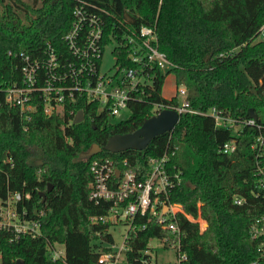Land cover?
<instances>
[{"label":"trees","instance_id":"trees-1","mask_svg":"<svg viewBox=\"0 0 264 264\" xmlns=\"http://www.w3.org/2000/svg\"><path fill=\"white\" fill-rule=\"evenodd\" d=\"M79 1L33 0L30 5L23 0H0V200L21 192L19 211H44L39 217L42 234L37 238L0 230L1 264H16L18 259L24 264H98L100 248L114 239L110 222L91 219L108 214L112 202L90 199L92 160L110 158L116 168L131 169L144 179L150 162L164 154L169 156L166 168L172 181L169 201L183 207L177 223L182 251L188 256L185 264H252L256 260L264 264V183L260 181L264 174L258 172L264 168V154L253 147L257 137H264L261 30H252L240 45L221 25L208 21L196 0H84L126 18L128 29L155 25L159 47L173 67L154 69L151 84L139 94L142 99L131 101L127 118L105 113L91 116L96 108L86 106L80 123L71 121L67 113L48 116L41 108L26 120L4 93L12 82L21 81L23 61L18 53L25 50L38 57L47 43L65 51L63 36L72 26ZM116 52L124 65L133 66L125 51ZM170 73L176 85L186 86L192 108L216 107L242 122L253 118L255 123L226 128L216 126L210 115L183 112L172 131L156 136L143 150L103 148L82 156L93 144L105 146L114 134L137 130L156 113V105L178 104L177 97L163 95ZM232 138L237 141L236 150L223 153L222 146ZM236 198L242 203H236ZM200 218L207 222L206 228L202 229ZM155 236L173 237V233L163 223L148 222L132 236L129 261L145 264L140 257ZM57 243L64 246L65 256L54 260L49 245Z\"/></svg>","mask_w":264,"mask_h":264},{"label":"built area","instance_id":"built-area-1","mask_svg":"<svg viewBox=\"0 0 264 264\" xmlns=\"http://www.w3.org/2000/svg\"><path fill=\"white\" fill-rule=\"evenodd\" d=\"M127 25L126 18H118L107 7L80 0L73 9L72 26L63 36L65 51L50 43L46 44L38 57L25 50L19 51L23 61L20 67L22 78L4 88L6 101L18 108L26 120L41 108L48 116L67 113L73 122L76 114L83 111L84 121L86 106L96 108L91 116L105 113L111 118H124L126 112H131V101L142 99L139 94L144 92L145 85L151 84L154 69L167 71L173 67V63L159 47L155 25H141L131 29ZM260 30L258 39L264 40V28ZM110 44L114 45V64L103 70L105 49ZM117 49L125 51L126 58L133 66L123 64ZM175 88L171 99L177 97L178 104L156 105V113L164 108H173L180 114L190 112L210 115L215 119L216 126L226 128L255 123L253 118L242 122L216 107L208 111L196 110L190 105L186 86L176 85ZM253 147L259 148L264 154V137H257ZM236 148L237 141L232 138L222 146V152L230 154ZM168 160V154L153 159L144 179H139L131 169L116 168L110 158L92 160L90 167L94 183L90 199L95 203L101 200L112 202L108 214L91 219L92 222H110L109 231L114 239L112 243H105L100 248L98 264H133L127 256L132 236L153 220L165 224L173 237H151L148 247L142 252L141 260L145 264H185L188 260L187 254L182 251V232L177 223V214L183 211V207L179 203L170 202L168 197L172 186L166 168ZM258 172L264 174V168L259 167ZM260 181L264 183V176ZM22 200L21 192H12L5 201L0 200V230H12L16 237L28 235L37 238L42 234L39 217L44 211L34 209L33 213H29L26 208L19 211L18 205ZM236 203H242V199L236 198ZM165 206L168 209L163 212ZM188 217L194 219L191 215ZM143 218L146 221H141ZM117 224L124 226L119 244L111 230ZM159 249L173 251L174 260L167 257L165 262H160ZM49 250L54 260L65 256L62 244L49 245ZM145 255H149V258L146 259ZM252 264L261 263L256 260Z\"/></svg>","mask_w":264,"mask_h":264},{"label":"rangeland","instance_id":"rangeland-1","mask_svg":"<svg viewBox=\"0 0 264 264\" xmlns=\"http://www.w3.org/2000/svg\"><path fill=\"white\" fill-rule=\"evenodd\" d=\"M27 4L33 5V0H23ZM201 12L205 14L208 21H212L221 25L228 36L234 38L240 42L242 45L246 36H248L252 30L264 28V16L263 7L264 0H196ZM39 2L36 6H40ZM3 8V3L0 2V9ZM23 20L27 22L25 15L21 12ZM114 45L110 44L106 47L102 67L103 70L111 68L114 64V57L112 54V49ZM175 83L174 74L170 73L165 80V94L168 95V99H171L173 94L176 91L175 85H172V91L169 92L168 84ZM176 84V83H175ZM172 94V95H171ZM165 95V97H166ZM129 112L124 114V118H127ZM200 221L201 227L206 228L207 222L203 219H198ZM114 237L116 238V243H120L122 239V231L124 226L122 224H117L111 228ZM154 242H152L153 244ZM169 257V260H174L175 255L171 250L165 251L164 249H159L158 251V260L160 262H165L166 258ZM1 264V260H0Z\"/></svg>","mask_w":264,"mask_h":264},{"label":"water","instance_id":"water-1","mask_svg":"<svg viewBox=\"0 0 264 264\" xmlns=\"http://www.w3.org/2000/svg\"><path fill=\"white\" fill-rule=\"evenodd\" d=\"M251 116L256 117V114L251 110ZM84 119V112L79 111L75 118L74 123H80ZM180 119V113L173 108H164L152 116L146 118L142 125L133 132L118 133L112 135L105 146L101 147L98 144H93L91 149L84 153L82 156H90L101 150L108 149L112 152H120L128 149H145L149 143L158 135L167 131H172ZM44 196V192L41 193ZM167 206L164 207L166 212ZM16 264H24L22 259H18Z\"/></svg>","mask_w":264,"mask_h":264},{"label":"crops","instance_id":"crops-1","mask_svg":"<svg viewBox=\"0 0 264 264\" xmlns=\"http://www.w3.org/2000/svg\"><path fill=\"white\" fill-rule=\"evenodd\" d=\"M172 85H175V86H176L175 83H174V84L169 83L168 86H167L168 89H169V92H170V93H171L172 88H173ZM165 91H166V90H165V85H164V86H163V95H164V96L166 95V94H165ZM171 95H172V94H171ZM166 97H168V95H166ZM0 260L2 261L1 255H0Z\"/></svg>","mask_w":264,"mask_h":264}]
</instances>
